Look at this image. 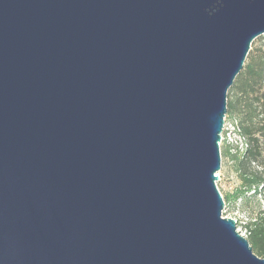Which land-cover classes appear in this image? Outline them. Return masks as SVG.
<instances>
[{
  "label": "water",
  "instance_id": "water-1",
  "mask_svg": "<svg viewBox=\"0 0 264 264\" xmlns=\"http://www.w3.org/2000/svg\"><path fill=\"white\" fill-rule=\"evenodd\" d=\"M264 0H0V264H264L216 187Z\"/></svg>",
  "mask_w": 264,
  "mask_h": 264
},
{
  "label": "trees",
  "instance_id": "trees-1",
  "mask_svg": "<svg viewBox=\"0 0 264 264\" xmlns=\"http://www.w3.org/2000/svg\"><path fill=\"white\" fill-rule=\"evenodd\" d=\"M226 117L236 120L247 149L231 155L220 145V156L227 160L239 183L238 189L223 198L241 199L247 205L256 201L258 213L246 225V241L252 252L264 258V36L253 41L242 70L227 94Z\"/></svg>",
  "mask_w": 264,
  "mask_h": 264
},
{
  "label": "rangeland",
  "instance_id": "rangeland-1",
  "mask_svg": "<svg viewBox=\"0 0 264 264\" xmlns=\"http://www.w3.org/2000/svg\"><path fill=\"white\" fill-rule=\"evenodd\" d=\"M227 122H232L234 120H230L226 117ZM221 145V143H220ZM219 145V149H220ZM220 170L216 174L218 175V181L216 182V187L222 197V199L226 196H231L238 187L239 183L232 171L230 163L223 159L221 156ZM224 201V200H223ZM225 204V203H224ZM264 208L262 205L261 210ZM258 213L256 201L249 200L247 205L244 204V201L241 199L237 200H229L226 201L225 208L222 212V216L225 218H232L236 222V227L238 233L246 238L247 229L246 225L249 222L250 218H253ZM253 216V217H252Z\"/></svg>",
  "mask_w": 264,
  "mask_h": 264
},
{
  "label": "built area",
  "instance_id": "built-area-1",
  "mask_svg": "<svg viewBox=\"0 0 264 264\" xmlns=\"http://www.w3.org/2000/svg\"><path fill=\"white\" fill-rule=\"evenodd\" d=\"M220 143H224L226 146H228L229 148L228 152L231 155H240L246 151L247 143H246L245 138L241 134V130L236 120L232 122H227L226 116H225L224 127H223V131L221 134ZM224 207H225V204H224Z\"/></svg>",
  "mask_w": 264,
  "mask_h": 264
}]
</instances>
